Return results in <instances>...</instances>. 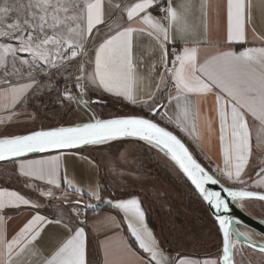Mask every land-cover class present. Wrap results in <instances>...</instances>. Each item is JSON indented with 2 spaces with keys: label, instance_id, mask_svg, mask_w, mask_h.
<instances>
[{
  "label": "snow or ice",
  "instance_id": "1",
  "mask_svg": "<svg viewBox=\"0 0 264 264\" xmlns=\"http://www.w3.org/2000/svg\"><path fill=\"white\" fill-rule=\"evenodd\" d=\"M157 0H134L125 5L127 26L117 25L114 34L106 36L94 51V71L87 77L96 88L115 96H123L131 103H137L135 88L138 81L139 61L134 56V36L146 35L152 38L160 47L162 67L167 75L159 77L155 90L163 85L174 90L169 102L176 101L184 118L194 119L199 115L195 97L213 94L217 104L220 124V142L223 147L225 168L223 175L229 180L243 184L242 173L248 164L252 151V135L248 123L251 116L259 122L256 142L264 146V47L247 48L236 52L232 50L216 51L200 58L199 47H184L181 52L174 53L171 67L168 66V49L170 30L175 29L181 39L196 35V26L189 20L192 9L196 6L193 0H184L178 7H173L167 0L168 7L163 20L152 15L149 9L154 8ZM119 7V5H117ZM211 7L208 0H201L199 9L206 15V9ZM250 3L246 0H226L227 41L228 43L245 42L246 19H250ZM18 13L13 16L11 13ZM104 0H27V3L7 4L0 7V25L5 20H11L6 27H0V36H10L19 40V48L11 44H0V67L6 68L7 57L13 58V69L5 75H15L19 69L15 66L17 52L31 54L32 63L21 60V64L30 69L41 67L37 61L45 65L56 66L53 54L61 60L87 55L85 44L93 35V29L104 23ZM141 25L140 27L133 26ZM50 30V32H49ZM98 31V30H97ZM197 45L201 41L195 42ZM155 65H153V70ZM83 72V69H82ZM29 77L32 72H28ZM85 79L84 75L77 80ZM32 84H23L0 92V102L7 108H14ZM81 97L86 93L83 84H78ZM66 99L75 97L66 94ZM154 99V97H152ZM77 103L87 105L89 101L78 99ZM162 107V106H161ZM153 114L158 110L152 108ZM7 120L12 117L8 116ZM5 118H0L3 123ZM181 130H185L181 125ZM134 137L146 141L154 147L162 148L179 166L191 183L217 212L229 209L228 202L220 192L211 191L206 184H219L220 181L194 158L186 145L171 131L160 126L155 121L130 116L114 119H95L92 122L75 126H61L49 130H40L28 135H18L0 138V161L13 157L24 156L32 152H45L50 149H69L83 145L103 144L118 138ZM59 157L49 160L27 161L20 164V172L27 177L46 180L49 185L59 188ZM264 173V168L257 173ZM66 180V177H65ZM69 187H75L72 181H66ZM257 186L264 185V180L255 182ZM77 192L85 194L82 189ZM233 200L239 198H258L264 200V195L257 192L233 190L224 188ZM43 195L52 196L51 190ZM99 200L97 191L87 193ZM79 203V201H77ZM107 203L112 204V201ZM21 206L39 205L31 202L16 191L0 189V214L5 208H20ZM115 208L121 210L128 220L127 227L138 242L140 249L149 254L148 264H200L192 259L173 261L160 249L159 243L145 222V213L138 199H128L115 202ZM223 232L222 261L223 264H233L235 244L232 237L236 234L230 229L233 218L218 216ZM53 223L39 213L35 214L11 238L3 227L0 215V264H22L18 259L29 245L40 237L47 224ZM60 223V221H55ZM68 235L59 246L42 258V264H88L87 236L83 227L69 228ZM246 235V233H240ZM250 239V237H249ZM124 251L130 252L125 244ZM264 252V248L261 249ZM105 264H125L123 257H116L105 245ZM203 264H218L216 259H206Z\"/></svg>",
  "mask_w": 264,
  "mask_h": 264
},
{
  "label": "crops",
  "instance_id": "2",
  "mask_svg": "<svg viewBox=\"0 0 264 264\" xmlns=\"http://www.w3.org/2000/svg\"><path fill=\"white\" fill-rule=\"evenodd\" d=\"M113 5L104 0V23L93 29V35L86 44L91 43L90 55L84 60V65L79 68L72 81L73 85L83 84L86 93L82 99L90 97L92 102L99 97L102 99L119 102L126 107L137 111L143 116L153 117L154 120L181 136L192 149L196 157L225 185L233 188L254 190L264 192V185L257 186L255 182L264 180V146L257 144L256 136L259 122L251 116L248 123L252 135L251 156L245 167L241 179L244 183H238L234 179L229 180L223 175L225 168L223 160V147L220 142V124L217 112L215 95H201L195 97L199 115L194 119H185L176 101L169 102L170 95H175L174 90L161 86L159 91L155 85L160 76L167 75L162 67L161 50L159 45L146 35L134 36V56L138 65V81L135 88L137 103H131L123 96H115L104 92L102 89L92 85L87 77L94 71V51L106 36L114 34L117 25L127 26V16L123 11L125 5ZM184 0H171L173 7H178ZM201 0H193L196 5L192 9L189 20L196 26L197 34L181 39L175 29L170 30L168 49V66L171 67L169 59L170 46L199 47L200 58L215 53L216 51H242L247 48L264 47V0H246L250 3V19H246L245 42L228 43L227 41V13L226 0H208L211 7L206 9V15H202L199 9ZM160 4H166L167 0H157L154 8L149 9L153 16L160 19L156 8ZM140 27L139 24H134ZM98 30V31H97ZM197 40L201 41L198 45ZM86 45V46H87ZM153 65L155 69L153 70ZM83 69V72H82ZM84 75L85 79L77 80ZM71 81H68L71 83ZM32 84V87L24 94L14 108H7L0 102V118H5L0 123V138L25 135L37 130L49 129L41 127L40 119H45L51 109L63 107L64 93L68 89L56 87L53 83L46 81H23L0 87V92H5L12 87L23 84ZM72 89V88H71ZM74 89V88H73ZM72 89V90H73ZM78 89V87L76 88ZM85 96V98H84ZM154 97V99L152 98ZM100 99V100H101ZM82 112L75 114L77 121L70 124L59 125L72 126L91 121L87 115H92L87 105L79 104ZM162 106V107H161ZM160 108L156 115H152V108ZM80 111V110H79ZM11 116V120L6 118ZM181 125L185 130H181ZM56 127V126H55ZM134 140H115L103 144L90 146V148L54 152L44 155L25 157L6 163H0V189L16 191L31 202L39 205L21 206L20 208L8 207L2 211L3 227L9 238L14 236L35 214L45 216L53 223L47 224L40 237L29 245L31 251L26 250L18 259L22 264H42V258L48 256L68 235L69 228L83 227L87 236V260L88 264H105V245H110L112 253L116 257H123L125 264H148L149 254L140 249L138 242L131 235L127 227L128 220L125 214L114 207L115 202L128 199H138L145 213V222L159 243L160 249L173 261L181 259H192L203 264L206 259H216L220 264V253L214 252L210 255L179 254L166 249L162 239L159 237L154 224L151 222L148 202L145 196L144 185L147 176L142 171V157L135 150ZM59 157L61 185L56 188L49 185L46 180H38L21 174L20 164L27 161L49 160ZM66 177V180H65ZM67 180L72 181L75 187H69ZM82 189L85 194L75 189ZM51 190L53 195L47 196ZM92 191L99 193L100 199L87 194ZM147 195V194H146ZM149 199V196H148ZM91 200L96 211L86 213L85 201ZM79 201V203H77ZM112 201V204L107 203ZM250 202V201H247ZM63 204L64 207H61ZM72 206V207H68ZM60 221V223H55ZM127 245L130 252L124 251ZM0 256V259H4Z\"/></svg>",
  "mask_w": 264,
  "mask_h": 264
},
{
  "label": "rangeland",
  "instance_id": "3",
  "mask_svg": "<svg viewBox=\"0 0 264 264\" xmlns=\"http://www.w3.org/2000/svg\"><path fill=\"white\" fill-rule=\"evenodd\" d=\"M107 1L113 5H124L133 0ZM12 3H27V0H0V7ZM17 14L15 11L11 13L13 16ZM10 22L12 21L5 20L0 27H6V24ZM0 44H11L16 48L20 46L19 40L10 36H0ZM86 45L87 55L61 60L53 54L55 67L37 61L36 63L41 65L37 69H30L27 65L21 64V60H28L32 63L31 54L17 52L15 66L19 71L15 75H5L6 72L14 71L13 58L9 55L6 68L0 67V87L29 80L46 81L53 83L56 87H64L68 89L66 93L76 99H66V94H64L63 107L65 110L56 107L51 109L45 119H40L41 123L38 125L45 128H56L59 125L74 123L77 121L75 114L82 110L77 103V97H79L77 85H73L72 81L78 72V66L80 68L82 64L84 65V60L91 53V43ZM30 71L32 72L31 77L27 75ZM96 99L101 98L97 97ZM85 100L89 101L87 106L93 112L92 115L89 113L87 115V118L91 120L93 117L102 120L136 115L133 113L134 110L119 102L103 98L104 104H98L93 103L90 97ZM132 142L135 144V150L142 157V171L147 176L144 188L151 222L163 240L164 246L179 254L204 255L214 252L221 254L222 239L218 227L211 220L206 205L185 177L160 149L140 141ZM239 205L253 217L264 220V203L240 201ZM60 206L64 207L63 204ZM234 264H264V252L255 250L241 242L236 243Z\"/></svg>",
  "mask_w": 264,
  "mask_h": 264
},
{
  "label": "water",
  "instance_id": "4",
  "mask_svg": "<svg viewBox=\"0 0 264 264\" xmlns=\"http://www.w3.org/2000/svg\"><path fill=\"white\" fill-rule=\"evenodd\" d=\"M95 103H98V104H104V102L100 99H95L94 100ZM159 112L160 108H156ZM157 112V113H158ZM152 115H156V114H153L152 112ZM130 116H140V115H128V116H121V117H116V118H122V117H130ZM140 117H145V118H148V119H151L153 121H155L156 123H158L160 126L162 127H165L167 130L171 131L174 135H176L185 145L186 147L189 149V151L193 154L194 158L209 172V174H212L214 175L197 157L196 155L193 153L192 149L190 148V146L187 144V142L181 137L179 136L176 132H174L173 130L167 128L166 126L162 125L161 123L157 122L156 120H154L152 117H147V116H140ZM95 118V117H94ZM96 119V118H95ZM110 119H114V118H110ZM93 120V119H92ZM89 121V122H92ZM102 120H106V119H102ZM88 123V122H86ZM83 124V123H82ZM72 126H75V125H72ZM67 127V126H65ZM49 129H52V128H49ZM49 129H42V130H49ZM37 131H40V130H37ZM35 132V131H34ZM32 133V132H31ZM30 134V133H28ZM28 134H25V135H28ZM115 140H136V141H140V142H143V143H147L149 144L148 142L146 141H143V140H140L138 138H134V137H125V138H118V139H115ZM115 140H111V141H115ZM107 142H110V141H107ZM106 143V142H105ZM97 145V144H95ZM151 145V144H150ZM90 146H94V145H83V146H80V147H76V148H69V149H50V150H47L45 152H32V153H27L26 155L24 156H20V157H13V158H10V159H6V160H3V161H0V163H6V162H9V161H13V160H17V159H21V158H25V157H32V156H38V155H44V154H48V153H54V152H64V151H72V150H79V149H83V148H88ZM153 146V145H152ZM158 148V147H156ZM160 149L169 159L170 161L176 166V168L181 172V174L185 177V179L188 181V183L191 185V187L196 191V193L199 195V197L201 198V200L203 201V203L206 205L208 211H209V214L210 216L212 217V219L214 220L216 226L218 227V230L220 232V235H221V239H222V248H223V232H222V229L220 228V225H219V221L217 219L218 216H229V217H232L233 218V226L234 225H239V226H244L254 232H256L258 235L262 236L264 238V220H260V219H257L255 217H253L252 215H250L249 213H247L245 210H243L240 205H239V202L240 201H258V202H262L264 203V200H260L258 198H239V199H236V200H233L231 197L228 196L227 192L224 191V188H231L233 190H244V191H252V192H257L261 195H264V192H259V191H254V190H247V189H240V188H233V187H229L227 185H225L218 177H215L220 181L219 184H206L205 187L211 191H217V192H220L222 197L228 202L229 204V209L228 211H224L223 209H221L220 212H217L216 209L209 204L208 201L204 200L202 195L199 193V191L195 188V186L191 183V181L187 178V176L183 173V171L179 168V166L171 159V157L166 153V151L162 148H158ZM95 207V206H94ZM233 226L232 228L230 229L231 231L233 230ZM245 244V243H244ZM247 246L253 248L252 246L246 244ZM222 248H221V256H220V264H223V261H222ZM255 249V248H253ZM256 250V249H255ZM233 264H234V256H233Z\"/></svg>",
  "mask_w": 264,
  "mask_h": 264
},
{
  "label": "bare ground",
  "instance_id": "5",
  "mask_svg": "<svg viewBox=\"0 0 264 264\" xmlns=\"http://www.w3.org/2000/svg\"><path fill=\"white\" fill-rule=\"evenodd\" d=\"M233 232L236 234L232 237L233 241H239L241 243L248 244L255 248L256 250L261 251L264 248V238L258 235L256 232L239 225L233 226ZM240 233H246V235H241ZM250 237V239H249Z\"/></svg>",
  "mask_w": 264,
  "mask_h": 264
},
{
  "label": "built area",
  "instance_id": "6",
  "mask_svg": "<svg viewBox=\"0 0 264 264\" xmlns=\"http://www.w3.org/2000/svg\"><path fill=\"white\" fill-rule=\"evenodd\" d=\"M166 8H167L166 4H160L156 8L157 14H158V16H159V18L161 20H163V18L165 16V12L162 9H166ZM179 52H181V48L179 46H176V45L170 46V48H169V59H170L171 62L174 59V55L173 54L174 53H179ZM64 94H67V93H64ZM78 94H79V97H77V100L82 98L79 88H78ZM84 204L86 206V210H85L86 213L96 211V208L92 205L91 200H86Z\"/></svg>",
  "mask_w": 264,
  "mask_h": 264
},
{
  "label": "trees",
  "instance_id": "7",
  "mask_svg": "<svg viewBox=\"0 0 264 264\" xmlns=\"http://www.w3.org/2000/svg\"><path fill=\"white\" fill-rule=\"evenodd\" d=\"M133 113H135L136 115H140V116H143L142 114H140V113H138L137 111H133ZM127 116V115H126ZM83 149H85V148H83ZM210 218H211V220L213 221V223L215 224V222H214V220L212 219V217L210 216ZM216 225V224H215ZM156 229V228H155ZM157 231V230H156ZM158 233V232H157ZM161 241H163V240H161ZM164 245V244H163ZM167 249V248H166ZM171 253H174V251L173 250H171ZM210 254H212V253H208V254H204V255H210ZM192 255H199V254H197V253H194V254H192ZM199 256H201V254L199 255Z\"/></svg>",
  "mask_w": 264,
  "mask_h": 264
}]
</instances>
